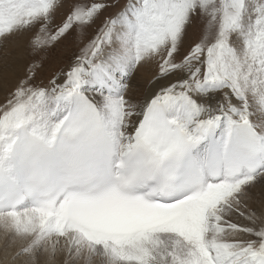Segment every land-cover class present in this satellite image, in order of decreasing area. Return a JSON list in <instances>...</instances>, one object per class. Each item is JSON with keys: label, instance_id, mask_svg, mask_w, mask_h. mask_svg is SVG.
Segmentation results:
<instances>
[{"label": "snow or ice", "instance_id": "6c2138e0", "mask_svg": "<svg viewBox=\"0 0 264 264\" xmlns=\"http://www.w3.org/2000/svg\"><path fill=\"white\" fill-rule=\"evenodd\" d=\"M0 239L264 264V0H0Z\"/></svg>", "mask_w": 264, "mask_h": 264}, {"label": "bare ground", "instance_id": "6f19581e", "mask_svg": "<svg viewBox=\"0 0 264 264\" xmlns=\"http://www.w3.org/2000/svg\"><path fill=\"white\" fill-rule=\"evenodd\" d=\"M151 76L150 71L145 70V69H141L140 73L138 74V79L141 80V82H146L144 81L146 78H149ZM3 245V240L0 239V247H2Z\"/></svg>", "mask_w": 264, "mask_h": 264}, {"label": "rangeland", "instance_id": "374dc122", "mask_svg": "<svg viewBox=\"0 0 264 264\" xmlns=\"http://www.w3.org/2000/svg\"><path fill=\"white\" fill-rule=\"evenodd\" d=\"M95 27V26H94ZM69 54V50L68 49H64V56L66 57ZM151 73V71H150ZM138 78V77H137ZM148 78H146L144 81H146Z\"/></svg>", "mask_w": 264, "mask_h": 264}]
</instances>
